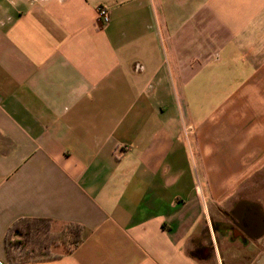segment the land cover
<instances>
[{
  "label": "crops",
  "instance_id": "obj_1",
  "mask_svg": "<svg viewBox=\"0 0 264 264\" xmlns=\"http://www.w3.org/2000/svg\"><path fill=\"white\" fill-rule=\"evenodd\" d=\"M263 170L264 0H0V264H264L213 223ZM20 218L82 238L10 263Z\"/></svg>",
  "mask_w": 264,
  "mask_h": 264
},
{
  "label": "trees",
  "instance_id": "obj_2",
  "mask_svg": "<svg viewBox=\"0 0 264 264\" xmlns=\"http://www.w3.org/2000/svg\"><path fill=\"white\" fill-rule=\"evenodd\" d=\"M82 233L83 226L77 223H67L60 231L53 233L50 219L20 218L9 227L6 234L8 260L13 263L58 257L60 253L51 252V248L58 244L64 247L63 253H69L81 240ZM14 246L21 248L15 255L12 253Z\"/></svg>",
  "mask_w": 264,
  "mask_h": 264
},
{
  "label": "flooded vegetation",
  "instance_id": "obj_3",
  "mask_svg": "<svg viewBox=\"0 0 264 264\" xmlns=\"http://www.w3.org/2000/svg\"><path fill=\"white\" fill-rule=\"evenodd\" d=\"M225 221H213L214 228L220 235H224L226 231L229 232V237H237L239 238L244 244L249 243V239H253L254 237V230H251L250 225L243 221V219H238L237 217H233L232 215H227L225 217ZM258 242L255 239L252 240L253 249L260 248V245L257 244ZM258 258H261L260 255Z\"/></svg>",
  "mask_w": 264,
  "mask_h": 264
},
{
  "label": "rangeland",
  "instance_id": "obj_4",
  "mask_svg": "<svg viewBox=\"0 0 264 264\" xmlns=\"http://www.w3.org/2000/svg\"><path fill=\"white\" fill-rule=\"evenodd\" d=\"M248 190L255 193L254 197H258L259 201L264 202V170L262 171V173H259L255 176V178L253 179V183L251 184V186H249ZM62 227L63 226H61L56 231L52 230V232L56 233L60 231ZM11 240H13L12 237ZM20 250L21 248L19 246H14L12 253L14 255L18 254ZM63 251H64V247L61 244L55 245L54 247L51 248L52 253H61Z\"/></svg>",
  "mask_w": 264,
  "mask_h": 264
},
{
  "label": "built area",
  "instance_id": "obj_5",
  "mask_svg": "<svg viewBox=\"0 0 264 264\" xmlns=\"http://www.w3.org/2000/svg\"><path fill=\"white\" fill-rule=\"evenodd\" d=\"M97 16L102 23H107L109 20L108 11L102 6L97 7Z\"/></svg>",
  "mask_w": 264,
  "mask_h": 264
},
{
  "label": "water",
  "instance_id": "obj_6",
  "mask_svg": "<svg viewBox=\"0 0 264 264\" xmlns=\"http://www.w3.org/2000/svg\"><path fill=\"white\" fill-rule=\"evenodd\" d=\"M263 217H264V216H263ZM263 233H264V221H263V226H262L261 230H260L257 234H255L254 237H259V236H261Z\"/></svg>",
  "mask_w": 264,
  "mask_h": 264
}]
</instances>
